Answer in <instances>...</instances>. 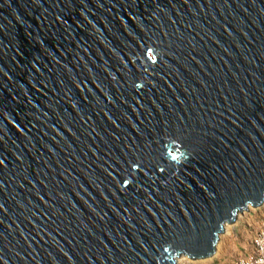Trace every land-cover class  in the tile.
<instances>
[{"label": "water", "instance_id": "obj_1", "mask_svg": "<svg viewBox=\"0 0 264 264\" xmlns=\"http://www.w3.org/2000/svg\"><path fill=\"white\" fill-rule=\"evenodd\" d=\"M264 203V0H0V264H177Z\"/></svg>", "mask_w": 264, "mask_h": 264}, {"label": "rangeland", "instance_id": "obj_2", "mask_svg": "<svg viewBox=\"0 0 264 264\" xmlns=\"http://www.w3.org/2000/svg\"><path fill=\"white\" fill-rule=\"evenodd\" d=\"M261 213L262 210L253 208L251 210L248 208L245 212L240 213L234 223H229V229H224L220 234L216 252L212 256L191 259L181 255L177 257V264H229L234 258L247 252L250 231L246 227V222L254 221Z\"/></svg>", "mask_w": 264, "mask_h": 264}, {"label": "built area", "instance_id": "obj_3", "mask_svg": "<svg viewBox=\"0 0 264 264\" xmlns=\"http://www.w3.org/2000/svg\"><path fill=\"white\" fill-rule=\"evenodd\" d=\"M248 208L249 210L260 209L262 213L254 221L246 222V227L250 231L247 252L234 258L229 264H264V203L258 207L249 205ZM247 209L239 211L237 218Z\"/></svg>", "mask_w": 264, "mask_h": 264}, {"label": "bare ground", "instance_id": "obj_4", "mask_svg": "<svg viewBox=\"0 0 264 264\" xmlns=\"http://www.w3.org/2000/svg\"><path fill=\"white\" fill-rule=\"evenodd\" d=\"M231 224V223H230ZM229 223H226V225H224V229L228 230L229 229ZM221 234V233H220ZM220 236V235H219ZM218 247H219V244H218Z\"/></svg>", "mask_w": 264, "mask_h": 264}]
</instances>
